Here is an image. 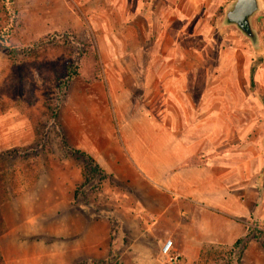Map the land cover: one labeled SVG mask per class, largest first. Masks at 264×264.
<instances>
[{
  "label": "crops",
  "instance_id": "1",
  "mask_svg": "<svg viewBox=\"0 0 264 264\" xmlns=\"http://www.w3.org/2000/svg\"><path fill=\"white\" fill-rule=\"evenodd\" d=\"M109 1L110 30L116 40L108 44L115 52L101 53V77L91 88L69 92L59 124L67 145L90 157L106 175L117 177L116 166L129 165L166 196L168 203L158 205L161 211L146 225V233L173 214L168 235L174 237V250L183 264H194L205 247H231L245 237L252 217L264 223L262 170L256 175L245 153L236 164L229 156L230 146L240 140L232 142L230 129L235 126L230 114L243 113L250 96L230 86L235 61L239 71L245 70L246 42L237 36L230 47V35L226 36L216 60L229 71L215 74L211 64L203 74L206 87L197 90L190 83L197 79L199 52L191 41L205 34L197 12L178 10V0ZM75 16L72 12L71 28L80 25ZM251 30L249 38L255 41L252 26ZM18 118L15 126L5 125L4 132L30 129L21 128ZM203 129L205 134L198 135ZM28 134L20 141L13 134L15 143L9 140V146L30 143L33 134ZM258 150L260 157L263 149ZM36 210H44L37 223L41 214ZM2 212L7 228L0 235L4 264H85L107 260L117 250L110 218L93 215L89 206L69 200L59 185L35 186L5 203ZM166 240L157 239L153 256L158 258ZM133 247L123 250L128 254Z\"/></svg>",
  "mask_w": 264,
  "mask_h": 264
},
{
  "label": "rangeland",
  "instance_id": "2",
  "mask_svg": "<svg viewBox=\"0 0 264 264\" xmlns=\"http://www.w3.org/2000/svg\"><path fill=\"white\" fill-rule=\"evenodd\" d=\"M178 1V10L187 14L197 12L196 20L203 27H199V31L202 28L205 33L191 41L199 52L197 79L191 81L192 88L202 90L206 87L203 74L211 64L215 74L229 71V66L225 63L219 66L216 60L226 36L230 35V47L237 36L246 42L245 70L239 71L235 61L236 65L230 70V86L245 89L250 96L246 98L243 113L230 114L231 124L235 126L230 129L232 142L240 140L239 144L230 146L229 156L234 158L235 164L241 161V153H245V159L251 158L250 168L254 173L257 175L262 170L259 180L264 191V0H259L260 10L251 19L256 43L226 21V13L236 0ZM110 4L109 0L77 3L71 0H0V235L7 230L2 217L5 203L35 186L59 185L67 192L69 200L74 199L82 207L89 206L93 215L117 219L114 223L118 226L116 236L119 240L114 245L116 258L113 255L107 260L114 259L117 264H165L160 252L158 258L153 254L159 237L168 238L174 244V237L168 235L173 214H167L166 222L163 217L160 224L153 226V233H146V225L156 221L161 211L158 205H166L169 201L166 196L161 197L126 164L119 169L116 166L115 171H120L117 177L91 173V163L67 145L59 124L61 105L69 92L91 88L101 77V53L115 52L112 41L116 40V35L110 30ZM72 12L77 14L74 20L80 23L76 28L69 27ZM84 12L89 14L85 16ZM231 100L234 102L236 98ZM202 102L199 97V108ZM109 109L111 111V107ZM18 117L21 128L23 125L30 129H6L4 132L5 125L15 126L19 122ZM28 132L33 134L30 143L9 146V140L15 143L11 138L13 134L19 135L20 141L29 138ZM204 134V129L198 132V135ZM260 147L263 154L258 157ZM193 162H200V158ZM35 212L41 214L37 223L44 210ZM248 228L251 237L232 255L226 254L230 247L207 246L194 264H237L238 261V264H264V223L254 216L248 221ZM127 245L134 246L128 254L123 250ZM0 264H4L1 241Z\"/></svg>",
  "mask_w": 264,
  "mask_h": 264
},
{
  "label": "water",
  "instance_id": "3",
  "mask_svg": "<svg viewBox=\"0 0 264 264\" xmlns=\"http://www.w3.org/2000/svg\"><path fill=\"white\" fill-rule=\"evenodd\" d=\"M258 0H236L226 13L228 23L237 26L248 37H252L249 19L258 11Z\"/></svg>",
  "mask_w": 264,
  "mask_h": 264
},
{
  "label": "trees",
  "instance_id": "4",
  "mask_svg": "<svg viewBox=\"0 0 264 264\" xmlns=\"http://www.w3.org/2000/svg\"><path fill=\"white\" fill-rule=\"evenodd\" d=\"M53 119H54V121H56L57 120V116H56V114H54L53 115ZM78 154H80L81 156H83V157H85L90 163H91V165H92V172L91 173H93L94 175L95 174H99V173H104L100 168H99V166L90 158V157H88L87 155H85V154H83V153H81V152H77ZM85 170H84V174L85 175H87L86 174V168H84ZM117 219H113V217L112 218H110V222H111V225H112V234H113V236H112V241L114 242V241H117L118 239H117V236H116V234H118V226H115L114 225V223H115V221H116ZM248 230H250V228H248ZM114 235H115V237H114ZM251 237V234H250V232H248L247 233V235L245 236V237H243V238H240L233 246H231L230 248H228L227 249V251L228 252H226V254L227 255H232V253L235 251V250H237L238 249V247L243 243V242H245V241H247L249 238ZM255 238H257L256 236H255ZM258 239V238H257ZM122 240H123V238H122ZM119 241V240H118ZM120 241H121V239H120ZM115 256V258H116V255H114ZM230 258V257H229ZM113 260L114 259H110V260H106L105 262L104 261H96V262H91V264H117V263H114L113 262ZM226 260H228V259H226ZM230 261H231V258H230ZM229 261V262H230ZM228 262V263H229ZM238 263H239V261H238ZM237 263V264H238Z\"/></svg>",
  "mask_w": 264,
  "mask_h": 264
},
{
  "label": "built area",
  "instance_id": "5",
  "mask_svg": "<svg viewBox=\"0 0 264 264\" xmlns=\"http://www.w3.org/2000/svg\"><path fill=\"white\" fill-rule=\"evenodd\" d=\"M160 257L165 264H182L181 256L174 250L172 240H166L161 249Z\"/></svg>",
  "mask_w": 264,
  "mask_h": 264
}]
</instances>
